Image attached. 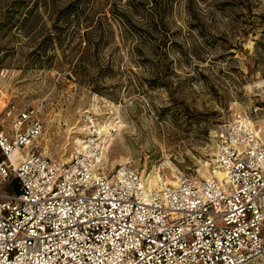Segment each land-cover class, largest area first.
Here are the masks:
<instances>
[{
    "label": "rangeland",
    "instance_id": "1",
    "mask_svg": "<svg viewBox=\"0 0 264 264\" xmlns=\"http://www.w3.org/2000/svg\"><path fill=\"white\" fill-rule=\"evenodd\" d=\"M9 105L38 112L58 163L90 112L118 123L105 174L203 179L222 122L240 112L264 129V0H0Z\"/></svg>",
    "mask_w": 264,
    "mask_h": 264
},
{
    "label": "built area",
    "instance_id": "2",
    "mask_svg": "<svg viewBox=\"0 0 264 264\" xmlns=\"http://www.w3.org/2000/svg\"><path fill=\"white\" fill-rule=\"evenodd\" d=\"M117 125L87 112L58 163L40 152L38 112L0 111V264H264V129L233 114L212 176L168 181L127 164L105 174Z\"/></svg>",
    "mask_w": 264,
    "mask_h": 264
},
{
    "label": "bare ground",
    "instance_id": "3",
    "mask_svg": "<svg viewBox=\"0 0 264 264\" xmlns=\"http://www.w3.org/2000/svg\"><path fill=\"white\" fill-rule=\"evenodd\" d=\"M256 88H259L258 86H256ZM106 130V129H105ZM108 141H109V139H108ZM214 176L215 177H217V178H219V179H221L222 178V175L217 171V170H214ZM153 176V175H152ZM171 176H173L172 178H175V177H177L176 175H171ZM210 176H212V175H210ZM210 176H207V177H205L206 179H208ZM169 181H171V180H169Z\"/></svg>",
    "mask_w": 264,
    "mask_h": 264
}]
</instances>
